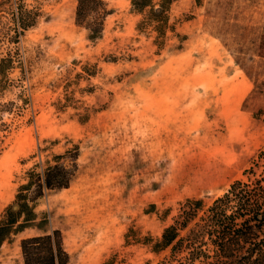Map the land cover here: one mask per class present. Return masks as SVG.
<instances>
[{
    "label": "rangeland",
    "instance_id": "obj_1",
    "mask_svg": "<svg viewBox=\"0 0 264 264\" xmlns=\"http://www.w3.org/2000/svg\"><path fill=\"white\" fill-rule=\"evenodd\" d=\"M100 1L90 39L77 0H0V222L30 172L77 154L0 264L54 230L68 264H158L180 205L209 206L264 150V0Z\"/></svg>",
    "mask_w": 264,
    "mask_h": 264
},
{
    "label": "trees",
    "instance_id": "obj_2",
    "mask_svg": "<svg viewBox=\"0 0 264 264\" xmlns=\"http://www.w3.org/2000/svg\"><path fill=\"white\" fill-rule=\"evenodd\" d=\"M172 0H162V16ZM146 0H132V5L142 13ZM100 0H77L76 23H85L95 14V27L90 39L100 34V21L105 10ZM99 21V22H98ZM92 24L90 25V27ZM161 34V31H157ZM76 152L55 156V163L42 174L29 173V180L20 186L16 197V210L7 208L0 222V246L12 234L30 228L35 214L30 203L43 196L44 190H60L69 186L76 167ZM65 159L69 166L59 163ZM255 168L261 169L256 173ZM246 181L236 180L227 191L203 207L201 200H186L179 207L171 225L153 245L154 252L168 250L158 264H264V150L244 172ZM20 250L23 264H68L60 232L36 235L22 239Z\"/></svg>",
    "mask_w": 264,
    "mask_h": 264
}]
</instances>
